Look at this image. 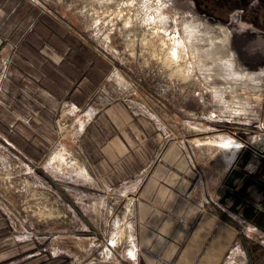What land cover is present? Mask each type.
I'll use <instances>...</instances> for the list:
<instances>
[{"label":"crops","instance_id":"obj_1","mask_svg":"<svg viewBox=\"0 0 264 264\" xmlns=\"http://www.w3.org/2000/svg\"><path fill=\"white\" fill-rule=\"evenodd\" d=\"M89 40L40 0H0V150L39 173L63 111L82 177L132 195L134 250L116 251L124 264H225L231 249L236 264H264V136L258 143V134L232 132L239 146L228 148L206 139L230 133L202 135L218 128L113 97L111 81L122 73ZM8 195L0 192V264H34L23 259L38 253L36 243L50 249L57 234L74 229L24 214ZM84 215L101 234L104 224Z\"/></svg>","mask_w":264,"mask_h":264},{"label":"rangeland","instance_id":"obj_2","mask_svg":"<svg viewBox=\"0 0 264 264\" xmlns=\"http://www.w3.org/2000/svg\"><path fill=\"white\" fill-rule=\"evenodd\" d=\"M40 2L66 16L78 31L99 45L100 53L116 63L122 75L113 76V97L128 95L135 109L150 101L146 111L151 109L153 113L161 106L171 114L179 111L183 120L203 122L205 129H209L208 125L218 128L202 135L227 132L235 137L232 132L238 131L251 140L253 135L264 133V20L259 18L264 15V4L258 10L257 0H232L229 6L224 5L225 9L221 8L225 13L219 16L215 5L220 3L218 0ZM186 23H192L203 36L197 40L200 46L207 47L211 41L222 44L228 37L224 55L232 58L233 64L223 67L208 61L212 66L209 70L194 65L189 77L178 75L165 64L163 59L171 48V39L174 34L176 38L184 37ZM162 40L170 43L168 47L162 45ZM224 75L234 79H224ZM56 134L57 145L39 173L28 170L10 151L0 150V192L11 195L12 202L16 201L24 214L42 222L74 226L71 233L57 234L50 249L36 243L38 253L25 255L23 262L124 264L116 251L127 253L133 241L132 195L126 186L101 191L99 184L87 181L75 168L59 170L54 158L60 152L75 160L74 156L79 157L73 125L63 111L57 117ZM167 135L169 139L176 136L172 129ZM86 213L94 223L96 218L104 224L101 234L99 228L95 230L87 222ZM235 260L238 261L236 252ZM229 261L228 252L225 264Z\"/></svg>","mask_w":264,"mask_h":264},{"label":"bare ground","instance_id":"obj_3","mask_svg":"<svg viewBox=\"0 0 264 264\" xmlns=\"http://www.w3.org/2000/svg\"><path fill=\"white\" fill-rule=\"evenodd\" d=\"M183 32L185 34L184 37L176 38V35L174 34L173 38L171 39V44L166 41L167 39L162 40L163 46L168 47L169 44L171 45V48L168 49L167 55L163 59V61L168 66H172L174 68V71L178 73V75L182 74L185 77H189V74L192 72L194 65H196L200 69L209 70L212 68V66L211 64H208V61H211L214 65H223V67L227 64H233V62L231 61L232 58L227 57V55H224V48L226 45L225 41H227L228 37L222 40V44H217L216 42L211 41L210 44L205 47L200 46L197 43V40H202L203 36L198 34L199 31L196 30V27L192 23H186ZM230 77L231 79H234V77ZM230 77L227 75L223 76L224 79H228ZM118 79H120V77ZM229 87L232 88V84ZM216 91L217 90H215V92ZM216 93L219 94V91H217ZM263 135L264 134L261 133L256 136L258 143L259 140L263 138ZM219 138V140L206 139V142L216 144L219 143L225 147L232 149H235L239 146V140L236 141V139H234L232 136L220 135ZM233 151L234 150H232V152ZM54 161L57 162V168L61 171H68L72 168H75L76 171L83 170L78 160H75L73 157L61 152L57 154V156L54 158ZM133 250V245H131L129 248V252L132 253Z\"/></svg>","mask_w":264,"mask_h":264},{"label":"flooded vegetation","instance_id":"obj_4","mask_svg":"<svg viewBox=\"0 0 264 264\" xmlns=\"http://www.w3.org/2000/svg\"><path fill=\"white\" fill-rule=\"evenodd\" d=\"M255 1V0H254ZM258 1V4L260 5L259 7H258V5L256 4V9H258V10H261V7H262V4H264V0H257ZM255 6V5H254ZM258 7V8H257ZM226 8V7H225ZM225 8H223V9H225ZM255 9V10H256ZM220 12H217L218 14H219V16H222L225 12L224 11H222V10H219ZM259 18L260 19H262V20H264V15H260L259 16Z\"/></svg>","mask_w":264,"mask_h":264},{"label":"built area","instance_id":"obj_5","mask_svg":"<svg viewBox=\"0 0 264 264\" xmlns=\"http://www.w3.org/2000/svg\"><path fill=\"white\" fill-rule=\"evenodd\" d=\"M229 257H230V261L228 262V264H236L234 250L229 251Z\"/></svg>","mask_w":264,"mask_h":264}]
</instances>
